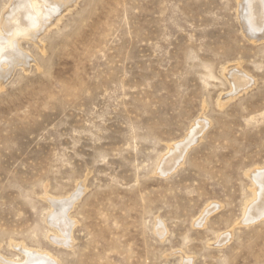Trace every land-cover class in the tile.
Returning a JSON list of instances; mask_svg holds the SVG:
<instances>
[{
  "label": "rangeland",
  "instance_id": "rangeland-1",
  "mask_svg": "<svg viewBox=\"0 0 264 264\" xmlns=\"http://www.w3.org/2000/svg\"><path fill=\"white\" fill-rule=\"evenodd\" d=\"M19 1L0 264H264V0Z\"/></svg>",
  "mask_w": 264,
  "mask_h": 264
},
{
  "label": "bare ground",
  "instance_id": "bare-ground-1",
  "mask_svg": "<svg viewBox=\"0 0 264 264\" xmlns=\"http://www.w3.org/2000/svg\"><path fill=\"white\" fill-rule=\"evenodd\" d=\"M37 1H39V0H37ZM44 2H45V6H46V17L47 16H51V15H53V14H55L64 4L63 3H66L67 1H69V0H43ZM32 2V1H31ZM30 0H20L19 1V3L17 4V7H16V9L15 10H13V12H17V11H19V10H21V8H25L24 9V11H26V14L27 13H29V17H30V15H32L31 14V12H32V10H31V8H32V6H28L30 3ZM39 4V3H38ZM41 4V3H40ZM35 5V4H34ZM252 5H253V2H252ZM43 8V7H42ZM39 9V8H38ZM29 10H31V12H29ZM253 10H255V7L253 6ZM257 10V9H256ZM260 10V9H259ZM23 11V10H22ZM39 11H41V10H39ZM38 12V11H37ZM19 13H17V15H18ZM258 15V14H257ZM261 15V14H260ZM13 17V16H12ZM16 18V17H15ZM25 18V17H24ZM49 18V17H48ZM30 19H31V17H30ZM10 19H6L4 22V28L5 29H8L9 27H10V24H9V21ZM14 21V20H13ZM13 21H11V23L13 22ZM257 21V20H256ZM28 23V22H27ZM17 24H19L18 22H17ZM32 24V23H31ZM15 25V24H14ZM16 26V25H15ZM17 27V26H16ZM23 27V26H22ZM29 28V27H28ZM15 29H19V28H15ZM24 29H25V27H24ZM2 29H1V26H0V31H1ZM21 30V29H20ZM5 32V31H4ZM14 32H16V31H14ZM2 35V34H1ZM19 35V34H18ZM20 38V37H19ZM20 41H21V39H20ZM12 43V42H11ZM1 44V43H0ZM5 44V43H4ZM6 45V44H5ZM11 46V45H10ZM10 46H8V47H10ZM4 49H6V47H1L0 46V54L3 52V50ZM10 50V49H9ZM15 50V49H14ZM17 50V49H16ZM15 50V52L16 53H13L12 54V56L11 57H8L7 59V63H16L18 60H20L21 58H22V54L21 53H18L17 51ZM11 51V50H10ZM10 56V55H9ZM25 60H26V57L24 58ZM2 66V65H1ZM6 71V70H5ZM0 73L1 74H3V71H1L0 70ZM231 76H232V80H233V82H238V83H242L243 81H242V79H240V75L239 74H235V73H233V74H231ZM168 162V161H167ZM255 173V172H254ZM257 173H259L260 174V172H257ZM256 176V178L258 179V181H259V183H260V187H261V192H262V194H260V196H261V201L259 202H257V203H255L253 206H252V212H254V213H256V215H257V211L258 210H261L262 208H264V174H260V175H255ZM260 180H262V181H260ZM258 190V189H257ZM257 192V191H256ZM57 201V200H56ZM56 203H59L58 201L56 202ZM57 205H60V204H57ZM58 207H60V206H58ZM252 214V213H251ZM253 215V214H252ZM65 226V225H64ZM67 226V225H66ZM59 230V229H58ZM60 232V231H59ZM65 232V231H64ZM66 233V232H65ZM68 236V235H67ZM25 248V247H24ZM28 248V247H27ZM30 250V249H29ZM34 250V249H33ZM35 251V250H34ZM37 252V251H36ZM28 253V257H29V262H27V264H53L54 262H52L49 258H47V257H44V256H42V255H39V254H37V253H40V252H37V253H35V252H27ZM42 253V252H41ZM45 254V253H44ZM47 255V254H46ZM49 256V255H48ZM50 257V256H49ZM53 259V258H52ZM55 259V258H54ZM12 260H10V262H11ZM18 261V260H17ZM25 261V260H24ZM3 262V261H2Z\"/></svg>",
  "mask_w": 264,
  "mask_h": 264
}]
</instances>
